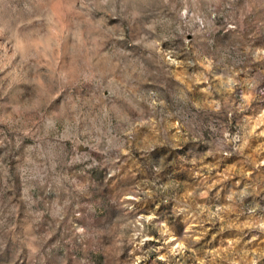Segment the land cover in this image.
Segmentation results:
<instances>
[{"label": "rangeland", "instance_id": "obj_1", "mask_svg": "<svg viewBox=\"0 0 264 264\" xmlns=\"http://www.w3.org/2000/svg\"><path fill=\"white\" fill-rule=\"evenodd\" d=\"M0 264H264V0H0Z\"/></svg>", "mask_w": 264, "mask_h": 264}]
</instances>
